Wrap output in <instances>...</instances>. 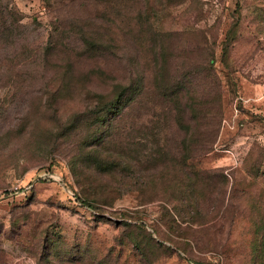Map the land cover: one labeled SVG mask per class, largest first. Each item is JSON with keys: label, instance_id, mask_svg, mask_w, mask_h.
<instances>
[{"label": "rangeland", "instance_id": "rangeland-1", "mask_svg": "<svg viewBox=\"0 0 264 264\" xmlns=\"http://www.w3.org/2000/svg\"><path fill=\"white\" fill-rule=\"evenodd\" d=\"M0 187V264H264V0H0Z\"/></svg>", "mask_w": 264, "mask_h": 264}, {"label": "built area", "instance_id": "built-area-1", "mask_svg": "<svg viewBox=\"0 0 264 264\" xmlns=\"http://www.w3.org/2000/svg\"><path fill=\"white\" fill-rule=\"evenodd\" d=\"M24 197L27 196L28 191H24L21 193ZM15 195H19V191L17 188H3L0 187V204L3 202H7L12 200Z\"/></svg>", "mask_w": 264, "mask_h": 264}, {"label": "trees", "instance_id": "trees-1", "mask_svg": "<svg viewBox=\"0 0 264 264\" xmlns=\"http://www.w3.org/2000/svg\"><path fill=\"white\" fill-rule=\"evenodd\" d=\"M125 103H122L121 101H118V103H112L111 106H109L107 108V110L104 112V114H108L105 115V117H101L100 119L102 120V122L108 120L110 118L111 113L117 112L120 113L122 111V107H124Z\"/></svg>", "mask_w": 264, "mask_h": 264}]
</instances>
